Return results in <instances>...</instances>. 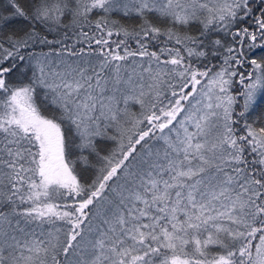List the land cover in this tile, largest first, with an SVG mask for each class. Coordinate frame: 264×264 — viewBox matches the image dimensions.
I'll return each mask as SVG.
<instances>
[{
  "label": "snow or ice",
  "instance_id": "6c2138e0",
  "mask_svg": "<svg viewBox=\"0 0 264 264\" xmlns=\"http://www.w3.org/2000/svg\"><path fill=\"white\" fill-rule=\"evenodd\" d=\"M0 264H264V0H0Z\"/></svg>",
  "mask_w": 264,
  "mask_h": 264
}]
</instances>
